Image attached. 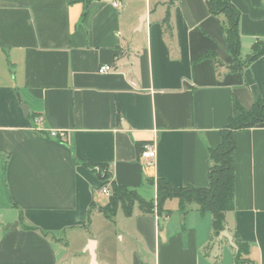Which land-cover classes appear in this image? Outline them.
<instances>
[{
	"label": "crops",
	"instance_id": "crops-1",
	"mask_svg": "<svg viewBox=\"0 0 264 264\" xmlns=\"http://www.w3.org/2000/svg\"><path fill=\"white\" fill-rule=\"evenodd\" d=\"M168 1L0 0V264H235L196 204L169 200L162 216L136 205L113 222L97 210L107 198L87 166L147 199L150 179L206 188L209 150L237 106L264 100V57L231 72L225 17L179 0L168 34ZM230 1L244 60L264 42V0ZM233 138L225 231L248 246L247 264H264V122ZM145 145L155 159H142Z\"/></svg>",
	"mask_w": 264,
	"mask_h": 264
},
{
	"label": "trees",
	"instance_id": "trees-1",
	"mask_svg": "<svg viewBox=\"0 0 264 264\" xmlns=\"http://www.w3.org/2000/svg\"><path fill=\"white\" fill-rule=\"evenodd\" d=\"M179 0H169L168 9L163 20V26L166 33L173 31L171 25V8ZM208 11L214 16H224V33L228 49L233 57V64L229 67L231 72L243 71L244 68L251 65L255 60L264 57V42H256L251 54L246 59L241 58V38L239 31L240 14L232 5L230 0H206ZM238 116L231 117L226 129L221 131V143L215 149L209 150L211 167L208 173L209 186L206 188L177 187L170 180L159 178L150 179V185L156 188V197L146 199L136 190L119 186L112 182L111 196L106 206L99 208V212L109 221L113 222L117 212L121 209L126 217H131L135 206L144 214L162 216L171 211L165 208L169 200H177L179 210L185 212L186 207L196 204L201 214L210 213L212 216L213 237H219L225 231V215L234 211V152L236 144L233 135L236 131L251 129L261 125L264 122V100L247 110L238 105ZM87 168L99 178L101 186L107 184L110 175L106 170L96 169L87 166ZM98 170L100 172L98 173ZM104 172V173H103ZM93 208H91L92 210ZM234 241L238 247L235 253V264H247L246 256L249 249L246 244H240Z\"/></svg>",
	"mask_w": 264,
	"mask_h": 264
},
{
	"label": "built area",
	"instance_id": "built-area-1",
	"mask_svg": "<svg viewBox=\"0 0 264 264\" xmlns=\"http://www.w3.org/2000/svg\"><path fill=\"white\" fill-rule=\"evenodd\" d=\"M118 5H119V3H118V1H116L114 3V6L117 7ZM111 71H113V68L111 66H103V67H101L99 69L98 73L104 74V73H108V72H111ZM50 136L52 138L65 139V138H67V133H65V132L59 133L57 131H50ZM156 155H157V152H156L155 145L154 146L153 145H145L144 146V149H143V152H142V159H144V160H153V159H155ZM99 172H100V170H98V173ZM104 172H107V171H104ZM108 175H110V174H108ZM111 183H112V181H111V177H110V179L108 180L107 184L104 185V186H101L99 188L98 195L109 199V197L112 194L111 187H110Z\"/></svg>",
	"mask_w": 264,
	"mask_h": 264
},
{
	"label": "water",
	"instance_id": "water-1",
	"mask_svg": "<svg viewBox=\"0 0 264 264\" xmlns=\"http://www.w3.org/2000/svg\"><path fill=\"white\" fill-rule=\"evenodd\" d=\"M23 109L26 113H28V109L27 106H23ZM105 174H107V172H105ZM221 238H226L228 240V242L230 243V245L235 249V251H238V247L237 245L234 243L233 241V237L231 235H229L228 232L224 231L221 235Z\"/></svg>",
	"mask_w": 264,
	"mask_h": 264
},
{
	"label": "rangeland",
	"instance_id": "rangeland-1",
	"mask_svg": "<svg viewBox=\"0 0 264 264\" xmlns=\"http://www.w3.org/2000/svg\"><path fill=\"white\" fill-rule=\"evenodd\" d=\"M146 199H147V198H146ZM107 203H108V199H107ZM107 203H106V204H107ZM106 204H105L104 206H106ZM101 207H103V206H99V207H97V210L99 211V208H101ZM95 208H96V207H95ZM101 232H102V235H107V234L109 233L108 231H106V228L103 229V230H101ZM98 233H99V231H98ZM219 237H220V236H219ZM217 238H218V237H217ZM114 239H115V238L113 237L112 240H114ZM222 240L224 241V243H226V242H225L226 239L223 238ZM79 246H80V243H79V244L77 243V244L75 245V250H78V247H79ZM77 254L80 255V251H78Z\"/></svg>",
	"mask_w": 264,
	"mask_h": 264
}]
</instances>
